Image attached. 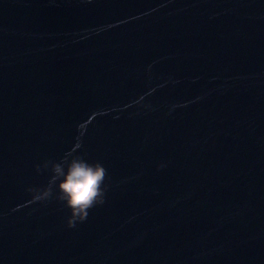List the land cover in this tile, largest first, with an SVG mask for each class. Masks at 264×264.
<instances>
[{
	"label": "water",
	"instance_id": "95a60500",
	"mask_svg": "<svg viewBox=\"0 0 264 264\" xmlns=\"http://www.w3.org/2000/svg\"><path fill=\"white\" fill-rule=\"evenodd\" d=\"M77 145L70 229L27 189ZM0 264H264V0H0Z\"/></svg>",
	"mask_w": 264,
	"mask_h": 264
},
{
	"label": "clouds",
	"instance_id": "9594fccd",
	"mask_svg": "<svg viewBox=\"0 0 264 264\" xmlns=\"http://www.w3.org/2000/svg\"><path fill=\"white\" fill-rule=\"evenodd\" d=\"M145 107H149L146 105ZM76 149L67 151L59 160L45 159L34 165L38 174L49 173L47 183L27 191L36 202L46 203L53 198L70 212L66 224L70 229L87 220L89 212L106 203L109 175L100 162H89ZM161 162L157 170L165 168Z\"/></svg>",
	"mask_w": 264,
	"mask_h": 264
}]
</instances>
